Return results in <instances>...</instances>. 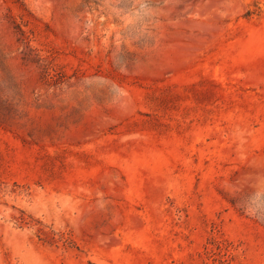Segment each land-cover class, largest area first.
<instances>
[{"label": "rangeland", "instance_id": "1", "mask_svg": "<svg viewBox=\"0 0 264 264\" xmlns=\"http://www.w3.org/2000/svg\"><path fill=\"white\" fill-rule=\"evenodd\" d=\"M0 264H264V0H0Z\"/></svg>", "mask_w": 264, "mask_h": 264}]
</instances>
